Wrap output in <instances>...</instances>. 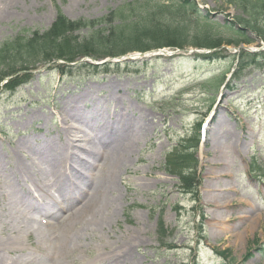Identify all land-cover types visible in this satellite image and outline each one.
<instances>
[{
	"label": "rangeland",
	"instance_id": "1",
	"mask_svg": "<svg viewBox=\"0 0 264 264\" xmlns=\"http://www.w3.org/2000/svg\"><path fill=\"white\" fill-rule=\"evenodd\" d=\"M128 1L16 0L12 16H0V43L24 30L50 28L59 13L72 21L97 20ZM196 2L221 24L241 15L227 0ZM247 33L255 41L247 49H264L255 32ZM228 49L217 60L195 57L196 51L211 55L207 49L176 47L104 65L88 57L54 60L23 72L21 83H0V157L7 162L18 142L36 149L58 145L62 122L73 121L63 114L70 110L82 118L86 133L104 135L106 126L118 131L121 124L115 139L131 143L109 195L107 224L76 226L72 264H124L119 257L127 253L128 264H264V63L236 69L224 84L237 48ZM214 115L218 168L210 164L215 143L206 131ZM184 143L199 146L197 165L184 150L195 167L185 189L164 171L169 156L171 165H181L174 156ZM42 159L36 165L49 172L51 164ZM6 163L0 172L5 187ZM35 239L25 241V252Z\"/></svg>",
	"mask_w": 264,
	"mask_h": 264
},
{
	"label": "bare ground",
	"instance_id": "2",
	"mask_svg": "<svg viewBox=\"0 0 264 264\" xmlns=\"http://www.w3.org/2000/svg\"><path fill=\"white\" fill-rule=\"evenodd\" d=\"M15 2L0 5V16L11 17ZM63 114L72 115L73 121L62 122L58 145L49 142L36 149L24 140L6 158L8 162L0 157V172L6 162L10 166L7 187L0 177V264H72L78 251L76 226L107 224V212L113 205L109 195L116 190V174L132 153L130 141L115 139L121 138V124L118 131L108 125L104 135L93 136L79 125L84 121L76 117L75 110ZM214 120L215 115L206 131L208 141L215 143L210 164L218 168L220 132L213 130ZM39 158L51 164L49 172L36 165ZM34 236L25 252V241ZM10 254L15 256L8 259ZM128 256L119 258L128 264Z\"/></svg>",
	"mask_w": 264,
	"mask_h": 264
},
{
	"label": "trees",
	"instance_id": "3",
	"mask_svg": "<svg viewBox=\"0 0 264 264\" xmlns=\"http://www.w3.org/2000/svg\"><path fill=\"white\" fill-rule=\"evenodd\" d=\"M227 4L242 16L224 24L205 14L195 0H130L98 20L71 21L60 14L48 29L24 30L0 43V83L54 60H100L165 47L215 49L224 44L250 45L254 40L247 31L264 40V0H227ZM211 57L218 59L220 55ZM259 59L264 60V53L242 51L238 64L249 67ZM26 78L18 76L14 81L21 83ZM181 147L174 156L181 165L174 167L170 159L166 172L185 183L187 177L194 178L195 167L184 150L190 153L196 147L187 143ZM193 161L196 164L194 154Z\"/></svg>",
	"mask_w": 264,
	"mask_h": 264
}]
</instances>
